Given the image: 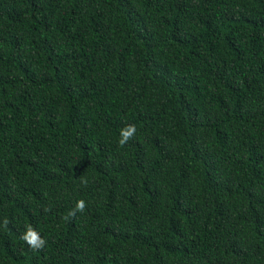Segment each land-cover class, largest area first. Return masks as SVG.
<instances>
[{
	"label": "trees",
	"instance_id": "obj_1",
	"mask_svg": "<svg viewBox=\"0 0 264 264\" xmlns=\"http://www.w3.org/2000/svg\"><path fill=\"white\" fill-rule=\"evenodd\" d=\"M0 264H264V0H0Z\"/></svg>",
	"mask_w": 264,
	"mask_h": 264
},
{
	"label": "clouds",
	"instance_id": "obj_2",
	"mask_svg": "<svg viewBox=\"0 0 264 264\" xmlns=\"http://www.w3.org/2000/svg\"><path fill=\"white\" fill-rule=\"evenodd\" d=\"M135 133V125H126L125 128L121 129V138L118 140V145L120 147H124L128 143V141L133 138ZM85 208L86 202L84 200H79L76 202L75 209L72 210L69 215L74 216L75 212H83ZM3 223L6 226L8 224V220L5 219ZM21 239L33 251L42 250L47 243V241L43 239L31 225L26 227V231L22 234Z\"/></svg>",
	"mask_w": 264,
	"mask_h": 264
}]
</instances>
